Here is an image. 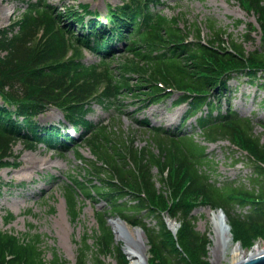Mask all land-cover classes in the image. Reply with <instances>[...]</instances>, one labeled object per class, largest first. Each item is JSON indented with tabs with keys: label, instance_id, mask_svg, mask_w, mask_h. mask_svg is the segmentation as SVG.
Masks as SVG:
<instances>
[{
	"label": "trees",
	"instance_id": "16d2710c",
	"mask_svg": "<svg viewBox=\"0 0 264 264\" xmlns=\"http://www.w3.org/2000/svg\"><path fill=\"white\" fill-rule=\"evenodd\" d=\"M123 1L108 8V24L89 4H81L83 12L68 7L63 13L46 0L29 1L20 19L0 29V168L12 165L9 157L17 140L29 148L39 142L63 148L77 143L63 132L61 123L42 125L38 121L50 107L58 108L82 132L90 133L82 139L94 154L88 162L77 150L87 173L63 186L74 217L81 210V193L94 201L100 197L110 205L108 212L146 230L166 264H191L180 236H187L190 248L204 251L207 234L196 229V216L191 214L197 205L222 208L235 234L264 230V131L256 133L254 118L236 111L231 90L228 93L230 81L243 76L264 86V0H237L260 27L248 22L242 40L216 28L212 19L207 39L197 23L184 30L176 17L152 10L160 0ZM84 12L92 16L87 18ZM75 22L86 32H75ZM108 25L113 33L106 37ZM16 26L18 31L9 36ZM259 35L260 45L248 49L246 43ZM119 42L124 47L121 52L134 53L136 59L124 56L115 71L111 63L118 55L115 45ZM85 51L100 61H86ZM132 80L137 82L132 84ZM127 91L136 96L140 91L151 102L170 97L173 92L169 91L181 92L178 102H188V116L201 113L198 124L205 141L228 140L241 153L235 163L247 159L252 169L247 175L249 183L216 178L208 144L180 127L148 128L147 143L138 146L133 132L127 137L86 118L93 102L114 103ZM188 195L192 198L186 199ZM165 202H171L169 216L183 225L184 235L182 230L178 236L182 250L163 226ZM107 211L100 214L102 231L96 232L100 256L102 251H119L107 226ZM14 218L9 213L5 220ZM148 218L155 219L158 227H151ZM41 243V234L20 237L0 229V264H64L59 255L47 260ZM88 249L84 242L83 264ZM100 256L95 257L96 263L105 264Z\"/></svg>",
	"mask_w": 264,
	"mask_h": 264
},
{
	"label": "rangeland",
	"instance_id": "374dc122",
	"mask_svg": "<svg viewBox=\"0 0 264 264\" xmlns=\"http://www.w3.org/2000/svg\"><path fill=\"white\" fill-rule=\"evenodd\" d=\"M47 1L61 7L63 5H78L79 2L90 3L92 9H98L103 14L107 9V4L118 5L121 3L120 0ZM165 1L166 4L158 9L162 10L169 18L178 16L181 27L190 28L192 24L197 23L206 39L210 33V19L215 21L216 28H222L233 34V36L240 38V40H242L241 35L247 31V22L257 24L256 17L248 13L237 0ZM24 7V0H0V27L15 20L23 12ZM238 20H242L243 23L240 24L237 22ZM260 43V37L258 36L255 41L247 42L246 47L253 49ZM87 59L90 62L98 60L96 56L89 52L87 53ZM229 85L228 93L230 94L231 90L233 107L242 115L253 117L256 122V133L263 134L264 129L261 123H264V86L252 82L247 76L232 79ZM119 102L123 103L122 111H119L118 103L114 106L108 103L96 104L93 112L88 117L97 124H108V129L117 134L130 137L131 132H133L132 134L138 146L147 143L149 134L147 129H144L145 126L137 124L134 118L148 117L152 124L157 126H177L186 110V106L174 107L170 99L151 105L143 109L142 112L138 111L144 102L136 96L126 94ZM224 105L226 107V104ZM62 117L63 114L60 110L51 108L45 115H40L39 120L43 123L57 122ZM192 124H195V118H191L184 129L192 132L196 139L204 140L203 135L198 136L196 133L200 132V128L198 126L194 128ZM203 143L207 142L203 141ZM77 150L85 157L84 161L89 162L94 159V154L84 141L65 150L53 149L45 144H39L34 149H27L21 141L15 144L14 153L17 155L19 165L0 169V229L11 230L20 237L26 233L31 235L41 234V245L45 258L51 260L54 255H59L64 264H83L80 261V255L81 248L86 242L89 249L86 251L85 264H97L95 257L100 256V250L96 247V232L100 233L102 231L99 225L100 214L107 211V208L111 209L110 205H106L104 201H93L91 198L81 195L79 197L81 210L75 217L71 212L63 184L68 181L67 177L87 173L86 163L79 159ZM208 152L215 161L216 178L219 180L239 178L241 181L249 183L247 175L252 169L246 164L248 162L246 158L235 163L234 160L241 156V153L234 151L228 140L208 143ZM153 170L157 172L156 169ZM48 174H55L57 178L49 180L46 176ZM22 182H26V186L20 188L18 184ZM157 185L160 187L159 183ZM162 197V200L166 199L165 201H167L168 197ZM189 198L192 197L188 195L186 199ZM152 201L153 203L159 202L158 199ZM163 204L165 205L163 209L166 208L164 210L165 225L163 226L169 229L170 235L172 234L171 238L174 239L177 247L180 250L184 247L186 253L190 254V258H186L191 264H232L230 254L223 255L220 253L215 255L212 253L215 244L213 237L215 228L207 213L202 211V208H207L208 205H197L191 211L192 216H196V229L207 234V242L204 243V251H202L199 248L196 250L190 248L186 243L187 236H180L183 241V247H180L178 236L182 234V230L184 235L183 225L180 220L170 218L171 202ZM7 212H13L16 215V218L9 223H6L4 218ZM117 218L124 221L130 230L140 229L144 232L147 248L145 253L148 255L147 264H166L163 254L150 241L146 230L141 226L128 222L124 217L115 216L113 211L108 212L106 220L108 221L107 226L113 231L116 250L119 251L112 254H104L102 251L100 258L105 264H131L126 248L129 241L133 242L131 241L133 237H127V235L125 237L122 233H118L113 223ZM147 220L151 227H158L155 219L148 218ZM170 221H174V227L171 226ZM227 221L233 242H238L243 247L245 254L251 252L257 244L264 249V230L254 229L253 234H249L245 230L241 234H235L236 230L231 226L228 218ZM165 236H167V233Z\"/></svg>",
	"mask_w": 264,
	"mask_h": 264
},
{
	"label": "bare ground",
	"instance_id": "6f19581e",
	"mask_svg": "<svg viewBox=\"0 0 264 264\" xmlns=\"http://www.w3.org/2000/svg\"><path fill=\"white\" fill-rule=\"evenodd\" d=\"M202 211L206 212L212 220L215 228V234L213 235L215 244L212 249V253L215 255L230 254L232 264L236 263L240 259L250 254H255L262 250L259 244L252 249L251 252L245 254L243 247L237 242H233L230 235V226L228 224L225 214L221 211L213 210L211 207L202 208ZM118 233H122L125 237H133L127 244L126 253L129 256L131 264H147L148 255L146 252V242L144 240V232L140 229L130 230L126 226V223L119 218L113 221ZM172 227H174V221H170ZM129 235V236H128ZM128 242V240H127Z\"/></svg>",
	"mask_w": 264,
	"mask_h": 264
},
{
	"label": "water",
	"instance_id": "95a60500",
	"mask_svg": "<svg viewBox=\"0 0 264 264\" xmlns=\"http://www.w3.org/2000/svg\"><path fill=\"white\" fill-rule=\"evenodd\" d=\"M234 264H264V249L255 254H250Z\"/></svg>",
	"mask_w": 264,
	"mask_h": 264
}]
</instances>
